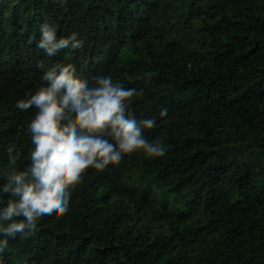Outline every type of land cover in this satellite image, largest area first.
Masks as SVG:
<instances>
[{
  "label": "trees",
  "instance_id": "16d2710c",
  "mask_svg": "<svg viewBox=\"0 0 264 264\" xmlns=\"http://www.w3.org/2000/svg\"><path fill=\"white\" fill-rule=\"evenodd\" d=\"M44 22L83 46L47 56ZM55 63L142 88L130 110L168 150L86 170L0 264H264V0H0V165L9 145L27 165L34 110L16 101Z\"/></svg>",
  "mask_w": 264,
  "mask_h": 264
},
{
  "label": "clouds",
  "instance_id": "9594fccd",
  "mask_svg": "<svg viewBox=\"0 0 264 264\" xmlns=\"http://www.w3.org/2000/svg\"><path fill=\"white\" fill-rule=\"evenodd\" d=\"M39 32L38 47L49 57L83 46L78 33L58 37L56 26L48 22L39 25ZM40 81L15 105L34 110L26 125L28 163L20 166L21 152L9 145L6 163L0 165V252L8 247V238L33 236L45 223L67 214L86 170L118 166L136 152L157 159L168 150L163 141L145 135L155 119L137 118L130 110L142 88L125 87L111 75L81 78L72 63L51 65ZM160 115L166 116L167 109Z\"/></svg>",
  "mask_w": 264,
  "mask_h": 264
}]
</instances>
